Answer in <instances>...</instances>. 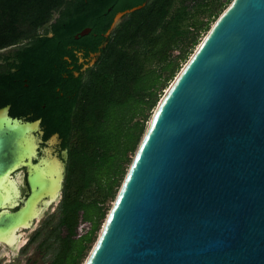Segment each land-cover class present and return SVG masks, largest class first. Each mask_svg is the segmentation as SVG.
Returning <instances> with one entry per match:
<instances>
[{"label":"water","instance_id":"1","mask_svg":"<svg viewBox=\"0 0 264 264\" xmlns=\"http://www.w3.org/2000/svg\"><path fill=\"white\" fill-rule=\"evenodd\" d=\"M41 134L0 108V184L24 168L28 187L0 191V235L46 193ZM84 264H264V0H233L165 92Z\"/></svg>","mask_w":264,"mask_h":264},{"label":"trees","instance_id":"2","mask_svg":"<svg viewBox=\"0 0 264 264\" xmlns=\"http://www.w3.org/2000/svg\"><path fill=\"white\" fill-rule=\"evenodd\" d=\"M213 1L133 0L119 6L117 0H0V50L29 40L13 54V71L0 74V108L10 106L13 118L40 120L43 139L56 134L67 150L54 230L58 247L49 264H81L150 112L209 27ZM143 4L104 36L117 13ZM56 11L58 18L48 24ZM201 14L207 17L199 19ZM85 28L90 33L75 41ZM71 43L99 53L77 76L64 59H74L66 49ZM80 221L88 226L78 236Z\"/></svg>","mask_w":264,"mask_h":264},{"label":"rangeland","instance_id":"3","mask_svg":"<svg viewBox=\"0 0 264 264\" xmlns=\"http://www.w3.org/2000/svg\"><path fill=\"white\" fill-rule=\"evenodd\" d=\"M233 0H215L213 3H211V14L208 18V24L209 27L205 31H201L198 34V41L197 44L194 46V48L190 51L187 59H185L181 64L180 68L177 71L175 77L168 83L166 88L163 90L160 100L164 96L165 92L168 90V88L171 86L179 72L182 70V68L186 65V63L189 61V59L192 57L198 46L201 44L203 39L206 37L212 26L215 24V22L218 20V18L221 16V14L229 7ZM210 1L208 2V4ZM206 10V9H204ZM207 17L206 15H199V19ZM205 19V20H206ZM178 55V51L173 52V57H176ZM159 100V101H160ZM159 103V102H158ZM157 106V105H156ZM156 106L153 108V110L149 114L148 121L146 122V129L152 119V116L155 112ZM38 147L42 148L48 144V142H44L42 139L38 142ZM57 142L51 143V148L54 154H59V151L57 150ZM134 158V155L131 156L130 162L126 167L127 174L128 169L132 163V160ZM52 171L54 170V175L59 174L61 168H58V166H52ZM15 178L17 180V183H19V190H20V196H24L26 194V189L23 184V174L22 171H17L15 173ZM117 194V193H116ZM116 196V195H115ZM112 198L106 203L107 212L105 215V218L101 221L99 230L96 234V236L93 239V242L91 243V246L87 250L83 260L81 261V264H84L88 255L90 254L93 246L96 243V240L101 232V229L104 225V222L110 212V209L114 203L115 200ZM50 198V197H49ZM52 198V197H51ZM61 199V191L58 192L57 197L51 201L52 203L44 209L43 212H41L31 223L29 227H26L24 229H20L17 232V242L14 244L15 248H6L3 245H0V264H49L52 258L54 257L58 244L56 242L55 237V229L58 222V205ZM84 232V231H83Z\"/></svg>","mask_w":264,"mask_h":264},{"label":"flooded vegetation","instance_id":"4","mask_svg":"<svg viewBox=\"0 0 264 264\" xmlns=\"http://www.w3.org/2000/svg\"><path fill=\"white\" fill-rule=\"evenodd\" d=\"M131 1H133V0H117V4L119 6H125V5H128ZM144 5L145 4H143L141 7H143ZM138 7H140V6H138ZM62 8L63 7H61L59 9V11ZM109 11H110V9H108V12ZM123 12H125V11H123ZM123 12L117 13L116 16L118 14H120V13H123ZM58 16H59V12L58 11L54 12L53 15L51 16V19H50V21H49L48 24L53 23L58 18ZM124 17H126V16H124ZM124 17H122V19L120 20V22L123 20ZM85 29H89V28H85ZM85 29H83V30H85ZM81 32H79L77 35H74L73 38H74L75 41H78L79 38L84 37L87 34H89L90 33V29H89V32L87 34H85V35H80ZM42 33H43V30L41 29L40 31L37 32L36 37H38V35H41ZM105 34H104V36H105ZM50 36L51 35H49V37ZM28 41L29 40H24L21 43H19L17 46H13V47H9V48L0 50V74L3 73V72H6V70L8 68H9L10 71H13L12 68L9 67L10 62H13V59H14L13 58L14 57L13 54L15 52H17L19 50V48L24 47V46H27L28 43H29ZM66 49L69 52H71V54L73 55V58L74 59H71L69 56H65L64 59H65L66 62L69 63V65L67 66V68L70 71H72L75 76H77L79 74V71L80 72H83L86 69L92 67L97 62L98 57H99V53H89V54H87L86 51L83 48H81L78 44H73V43L68 44L66 46ZM92 54H97V56L94 58V61L91 58V55ZM6 57H8V58L5 59ZM77 66L79 67V69L76 71V70H74V67H77ZM9 111H10V106H9ZM40 131L42 132L41 128H40ZM55 135H52L51 137H49L46 140L43 139V132H42L41 135H36L39 140L42 139L44 142H48V144L46 143V145L44 147H42V148L38 147V144L39 143H37L36 155H37V158L38 159H42L41 164H39V166H38V168H39L38 171H40L39 174L41 176H44L45 175L46 178H47V180L52 179V176L54 175V173H53L54 170L52 171V169H53L52 166L53 165L55 167L58 166V168H61L63 170V172H62L63 180L61 182L62 183V187H61V190H60L61 191V197H62V188H63V181H64V177H65L66 161H67V150L61 148V140L59 139L58 135H57L56 140H52V137L55 136ZM53 142H55V143L57 142V145H58L57 146V148H58L57 150L59 151V154L58 153L57 154H54V152L52 151V149H50L51 148V143H53ZM19 171H22V174H23V178H22L23 179V184H24V187L26 189V194H27L28 193V187H27V183H26V169L23 168V169H21ZM55 178L56 177L53 176V179L54 180H55ZM25 195L22 196V197H25ZM48 200H49V198L45 199V202L48 201ZM51 203L52 202L47 203V204H44L43 211Z\"/></svg>","mask_w":264,"mask_h":264},{"label":"bare ground","instance_id":"5","mask_svg":"<svg viewBox=\"0 0 264 264\" xmlns=\"http://www.w3.org/2000/svg\"><path fill=\"white\" fill-rule=\"evenodd\" d=\"M36 148L37 146L35 145V140H31V142L29 143L30 157L35 156ZM62 172L63 170L61 169L59 174L57 173V175H53L56 177L55 180L53 179V176L52 179L50 180H47L45 175L42 176L47 180L46 193L44 194L47 196V198L50 197L49 200L46 202L45 200H41L44 194L36 198L35 202L32 204V207L29 211L27 218L19 226H15L10 230H8L6 233L1 234L0 235L1 241L5 242L10 246L14 245L18 239L17 237L18 230L28 227L30 225V221H32V219L34 217H37L38 214L40 213L41 211L40 204L50 203L57 197L60 189V183L62 180ZM0 191L2 192L3 195V206L8 205L10 207H13L17 204L16 200L20 196V190L15 177L9 179L8 177L4 178L0 184Z\"/></svg>","mask_w":264,"mask_h":264},{"label":"built area","instance_id":"6","mask_svg":"<svg viewBox=\"0 0 264 264\" xmlns=\"http://www.w3.org/2000/svg\"><path fill=\"white\" fill-rule=\"evenodd\" d=\"M88 226V224L86 222H79V226H78V236H80L81 234H83V231L86 229V227Z\"/></svg>","mask_w":264,"mask_h":264}]
</instances>
